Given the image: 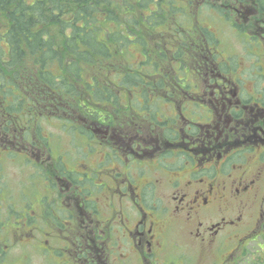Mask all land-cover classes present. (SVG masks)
I'll list each match as a JSON object with an SVG mask.
<instances>
[{
    "label": "rangeland",
    "instance_id": "obj_1",
    "mask_svg": "<svg viewBox=\"0 0 264 264\" xmlns=\"http://www.w3.org/2000/svg\"><path fill=\"white\" fill-rule=\"evenodd\" d=\"M218 2H223V0H218ZM232 2L234 3V0ZM215 5L219 9L223 8L219 4ZM185 16L179 17L182 22L186 20L183 26L188 27L185 37L189 46L185 51H194L197 54L200 52L215 61L217 58L226 59L227 62L228 58L234 61L233 67L230 65L229 68L220 67V71L241 81L242 98L254 96L264 107V49L250 42L248 29L244 25L241 26L242 30L237 27L234 23L236 14L231 12L228 16L211 5H207L200 9L199 18L196 16L194 18L191 12L188 17ZM168 25L169 22L160 28L168 27ZM180 31L181 33L177 31L175 35L171 33L157 40L165 47L171 48L160 62H163L162 68L165 71L166 80L171 79V75L178 72L179 76L193 81L199 79L200 75L194 70L192 59L184 64L182 71L172 69L176 48L178 54L180 52L178 47L181 46L180 44L184 45L180 42V38L185 31ZM3 46L7 48L4 43ZM141 58L140 48L132 47L129 60L136 62ZM180 58H186L183 51ZM118 68L121 69L122 66ZM90 69L86 70V73ZM227 71L228 73H226ZM99 72L102 75L106 73L103 70ZM119 79L120 77H117L114 80L118 81ZM166 85L173 92L161 90V96L171 99L173 103L164 102L163 98L162 102L158 100L151 103V110H145L141 106L144 97L140 88H123L121 86L116 92L119 96V108L123 111L121 118L112 112L115 125L107 123L97 128L104 130L109 125L110 129L117 132L124 130L133 134L137 132V126L143 124L144 118L155 120L151 115L153 112L175 115V105L178 104L177 96L181 95V92H177L174 87L172 89L168 82ZM177 86H180V83H177ZM150 94L151 98H147L148 101H154L153 98L157 95L152 92ZM183 106L185 109V103ZM196 111L200 114L199 109ZM137 113L139 114L137 115ZM148 113L150 116H146ZM49 114L51 120L42 122L43 131H47V133L50 131L51 134L48 144L38 142L34 144L35 148L29 151L24 149L26 142L23 139H14L10 144L14 148L23 149V158L15 157L11 153L2 155L0 151V264H92L87 260V257H92L93 254L86 249L85 241L81 245V250L77 246V237L81 232H85L84 226L91 229L90 224L81 222L83 215L77 208L79 195H81L82 206H84L82 209L91 212L89 217L97 222V226L92 227H100L102 234V237L99 238V248L95 247L97 253L93 256L98 260L94 258L98 264H264V215L260 217L261 210L264 209V162L258 160L257 154L255 155L253 150L247 151L246 155L236 153L231 159V163L224 168L221 174L217 175L210 170H204L199 175L204 178L205 185L214 182L218 195H223L222 198L214 202L216 205L224 202L226 211L224 213L222 209L214 218L210 216L207 222L220 221L225 217L226 221L240 222L239 226L234 228L244 229L249 226V230H251V236H246L242 232L237 237H233L236 233L234 232L228 234L225 240L224 238L216 239L211 242L212 253L215 256L211 253L204 257L203 246L210 243L208 239L200 241L193 235V231L197 227L201 228L200 217L197 219L194 214L187 215L189 211L187 205H181L180 212H175V201L177 200L173 199V191L177 189L181 193L187 194L185 201L194 198V191L198 185L192 182L191 177L197 174H190L189 171H186V174L180 177L182 188H175L172 187L173 184H170L174 180V176H170V172L166 173L167 170L182 167L186 162L189 163L191 159L185 155L186 153H182V156L181 154L161 156L159 168H156L157 164L144 166L141 162H132L130 159L117 160L115 157H108L101 161L103 159L100 155L101 152H109L113 148L111 144L101 140L97 133L87 135L85 132H77V130L65 131L60 120L62 116L55 117L56 115L53 113ZM71 118H74L75 122L76 115ZM162 120H165L162 127L173 124L169 116H165V119ZM180 125L181 121L177 122L175 130ZM146 129L143 128V131ZM161 129L158 127L157 132L159 133ZM61 154L68 157H66L67 161L64 165L65 170L86 172L84 176L90 174L89 179L79 182V176L75 171L71 175L64 174L63 171L57 172L54 168V161L57 162L56 167L63 169L62 161H60ZM27 157L30 159L26 160ZM41 159L44 161L41 162ZM240 162H249L250 166H247V172L257 174L255 178L260 182L253 187L252 191L235 196L232 194L234 187L230 175L234 171L241 172L236 166ZM101 166H109L107 167L109 169L105 170ZM98 170L103 172H96ZM102 173H107V176ZM52 179L59 187L52 185ZM68 181L76 182L71 193L68 188L63 189L64 184H67ZM223 184H226V188L221 191L220 186ZM133 187L135 188L133 189ZM206 188L205 186L203 189ZM132 192L138 195L141 193L145 210L151 212V216L159 225L157 229L161 234H159L156 244V254L154 253L152 259H146L143 247L142 250L139 249L134 241L131 229L134 228L140 216V210L132 204L133 199L131 202ZM254 193L255 198L251 199ZM245 198L251 199L248 205L243 204ZM229 205L232 207L230 208ZM240 210L244 213H241ZM239 217L241 219H238ZM123 221L131 231L128 232L123 228ZM256 234L259 236L256 240H252ZM102 246L108 252H106L108 257L105 260V250L102 249ZM207 259L210 263H207Z\"/></svg>",
    "mask_w": 264,
    "mask_h": 264
},
{
    "label": "trees",
    "instance_id": "obj_2",
    "mask_svg": "<svg viewBox=\"0 0 264 264\" xmlns=\"http://www.w3.org/2000/svg\"><path fill=\"white\" fill-rule=\"evenodd\" d=\"M197 2L0 0V136L4 133L5 140L0 139V148L15 137L46 142L42 122L51 118L49 113L62 116L65 128H77L74 115L100 121L111 117L110 108L120 110L116 92L121 86L163 85L160 61L171 48L157 40L180 30L184 45H177L172 69L182 71L193 54L185 51L188 30L179 17H188V7L197 17ZM132 47L140 48L142 58L136 62L129 60ZM193 64L205 77L201 61ZM171 76L174 85L184 79L178 72Z\"/></svg>",
    "mask_w": 264,
    "mask_h": 264
},
{
    "label": "flooded vegetation",
    "instance_id": "obj_3",
    "mask_svg": "<svg viewBox=\"0 0 264 264\" xmlns=\"http://www.w3.org/2000/svg\"><path fill=\"white\" fill-rule=\"evenodd\" d=\"M201 1L210 3L213 8L228 14V16L231 12H234L237 16L234 22L237 27L242 30L241 26L244 25L248 29L247 33L250 35V42L264 49V0H234V3L232 0H223V2H218V0ZM215 4H219L223 8L221 7L219 9ZM192 54V62L196 60V64L199 66L201 61L202 65L206 68V73L205 77H199V79L194 80L196 90L187 94V97L190 98L189 104L186 106L188 116L185 114L181 116L184 124V127H180L181 135L179 133L177 134V130H175V136L173 138L165 139L159 135L155 136L152 129H146V131L141 129V131H138L132 136V134L124 130L117 132L114 129H110L111 127L109 125L104 130L96 128L94 131L101 134V140L111 144L113 148L106 153L107 155L115 157L117 160H129L131 158L132 162H141L142 159L147 158L144 161V166L157 164L156 168H159V159L163 154H181L182 156V153H186L185 155H188L191 159L189 163L186 162L182 167L167 170L166 173L170 172V176H174V180L171 183L169 180L168 182L173 184L172 187L175 188H182L180 177L185 175L186 171H189L190 174H197L191 177L192 182L198 185L194 191V198L185 201L187 194L181 193L177 189L173 191V199L177 200L175 201V212H180L181 205H187L189 209L187 215L194 214L197 219L200 217L199 225L201 228L197 227L193 231V235L196 239H200V241L208 239L210 244L203 246V256L207 257L212 253L211 242L216 239L221 240L224 238L225 240L228 234L234 232L237 234L235 233L233 237H237L242 232L246 236H249L251 230H249V226H246L244 229L234 228L239 226L240 222L233 223L232 220L226 221L225 217L220 221L207 222L210 216L214 218L222 209L224 213L226 211L224 202L218 203L217 205L214 202L223 196L218 195L217 189L215 188L217 186H215L214 182L205 185L204 178L199 177V175L204 170H210L213 174L217 175L221 174L224 168L231 163V159L236 153L246 155V147L254 150L258 160L264 162L262 160L264 158V107L256 97L251 96L249 100H246L239 95L240 88L237 83L219 69L223 63L227 62L221 61L220 58H217L215 61L207 56L194 52ZM199 56L200 61L198 63ZM197 109L200 110V114L196 111ZM199 116L204 120L203 122L198 121ZM34 148V143H25L24 149L31 151ZM42 161L44 159H41ZM236 166L241 172L234 171L230 176L232 177L234 187L232 194L238 196L252 191L253 187L260 181L255 178L257 174L254 175L247 172V166H250L249 162H240ZM141 167L143 166L141 165ZM73 184V181H68L67 184H64L66 189H69V193L74 190H71ZM205 186L207 188L203 189ZM224 188H226V184L220 186L221 191ZM132 193L131 202L133 199L134 202L132 204L140 210V216L134 228L131 229L133 230L134 241L139 249L142 250L143 247L145 258L152 259L157 250L156 244L159 239V234H161L157 229L159 225L154 220V217L151 216V212L145 210L141 193L140 195L134 192ZM70 198L72 199V197ZM252 198H255V193L251 196ZM245 199L243 204L248 205L251 199ZM82 205L81 195H79L77 208L83 215L81 222L90 224L92 230L88 226H84L85 232H81L79 237H77V246L81 250V245L85 241L86 249L90 250L94 256L97 253L95 247H98L99 238L102 237V234L100 227H92L97 226V222L89 217L91 212L87 211V209H82L84 208ZM229 207L231 208L232 206L229 205ZM212 209L213 212H211ZM240 212L244 213L242 210ZM263 215L264 209L261 210L260 217H263ZM148 218L150 219L148 220ZM238 219H241V217ZM123 228L128 232L131 231L129 227L125 226L124 221ZM102 249L105 250V260L108 257L106 255L107 251L104 247ZM93 256H88L87 260L92 262V264H98L94 260L96 257ZM213 256L215 255L213 254ZM207 263H210L208 259Z\"/></svg>",
    "mask_w": 264,
    "mask_h": 264
}]
</instances>
